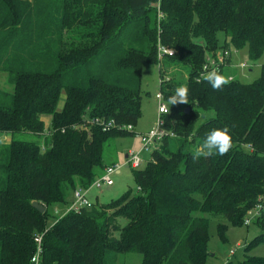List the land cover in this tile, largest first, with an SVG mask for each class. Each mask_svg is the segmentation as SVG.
I'll use <instances>...</instances> for the list:
<instances>
[{"label":"trees","instance_id":"1","mask_svg":"<svg viewBox=\"0 0 264 264\" xmlns=\"http://www.w3.org/2000/svg\"><path fill=\"white\" fill-rule=\"evenodd\" d=\"M157 1L0 0V73L11 86L0 88V136L11 135L0 141V264H34L39 234L41 264H116L126 252L143 264H207L210 216L241 226L259 205L247 249L264 243V64L242 82L229 58L220 74L235 77L220 91L200 78L209 54L247 45L252 61L263 55L264 0H161L164 18ZM160 46L173 54L160 58ZM145 63L159 64L166 101L189 89V104L164 115L176 135L133 168L137 191L48 224L50 206L69 205L104 173L106 144L135 133L123 126L141 116ZM170 69L180 76L166 79ZM225 125L231 150L193 160ZM227 226L218 224L223 238Z\"/></svg>","mask_w":264,"mask_h":264},{"label":"rangeland","instance_id":"2","mask_svg":"<svg viewBox=\"0 0 264 264\" xmlns=\"http://www.w3.org/2000/svg\"><path fill=\"white\" fill-rule=\"evenodd\" d=\"M230 60L234 68H226L230 72H234L242 82H253L261 73L262 65L264 64V53L257 60L252 61L249 57L248 46L242 48H231ZM247 62L249 66L242 67L241 63ZM172 69V68H171ZM170 69L169 78L173 75L180 76V72L172 73ZM186 74L185 72H183ZM162 76L160 67L157 63H145L143 65V81H142V98H141V116L138 123L135 125V133L132 136L118 137L111 140L105 146V161L107 165L117 164L121 172H116L112 175V182L104 184L102 188L93 187L90 191V196L98 204H105L112 198H116L128 190L137 191V184L134 176V169L128 161L126 155L130 150L141 152V155L146 159L141 165V168L146 166L147 160L150 157L151 149L145 150L143 142L138 136L139 133H147L155 127L159 119L158 105L159 101L156 94L161 92L160 83ZM0 88L4 91H11V86L8 83L7 74L0 73ZM50 117H46V125L50 124ZM0 136V141H9L11 135ZM115 162V163H114ZM72 196V194H71ZM71 199V198H70ZM58 210L59 214L55 213ZM66 210V206H50V217L48 224H52L55 219ZM210 239L209 249L210 255L207 264H239V261L251 255L264 256V243L247 249V245L257 234L260 229L253 223L254 216L248 212L246 220L249 217L250 222L241 226H235L227 222L221 216H210ZM226 223L228 226L225 229L223 238L218 231V224ZM116 264H143L142 255L138 252L119 253Z\"/></svg>","mask_w":264,"mask_h":264},{"label":"built area","instance_id":"3","mask_svg":"<svg viewBox=\"0 0 264 264\" xmlns=\"http://www.w3.org/2000/svg\"><path fill=\"white\" fill-rule=\"evenodd\" d=\"M161 0H158L156 3H153L154 6H156L159 9V17L164 18V12L160 9ZM160 58H163L166 54H173V49L168 48L165 46H160L159 48ZM231 50L230 49H224L220 52H217L216 54H209L206 58L205 63L202 67V72L200 75V78L202 77V73L206 71H212L217 70L219 73L222 71V69L226 66L228 59L230 58ZM242 67L249 66L247 62L241 63ZM235 76L230 75L229 79H233ZM166 79H169V77H166ZM156 98L159 101L158 105V113H159V119L155 127L150 129L147 133H139L138 136L141 138L143 142V148L145 150L151 149V152L155 149H158L160 147V141L166 137V136H175L176 134L170 130H168L165 127V118L164 115L170 112V106L167 105V101L165 100L163 92H158L156 94ZM166 106L168 108L167 112H162L160 109L161 107ZM97 123H102L99 119H96ZM116 123L114 121H108L103 123L104 129H109L113 126H115ZM123 128L127 130H134V127L132 125L123 126ZM47 133L49 131L47 130ZM5 137V136H3ZM44 148V146H43ZM128 161L131 164L133 168H139L141 167L144 160H146L142 155L141 152H135L134 150H131L128 153ZM119 165L113 164L109 165L105 168L104 173L98 177L95 182L90 187H84V186H78L74 192H73V199L69 205L66 206V210L64 213L69 212L71 210L80 211L81 209L85 207H90L93 203V200L90 196V191L93 187L96 188H102L104 184L111 183L112 182V175L119 170ZM262 208L261 205H259L256 209L250 211L249 213L252 214L254 217L257 216L260 213V209ZM55 213L59 214V211L56 210ZM62 213V214H64ZM60 214V215H62ZM253 217V218H254ZM250 218L248 217L246 222L249 223ZM34 242L36 243V250L31 258V261L34 264H41V255L43 253V236L41 234L36 235L34 237Z\"/></svg>","mask_w":264,"mask_h":264},{"label":"clouds","instance_id":"4","mask_svg":"<svg viewBox=\"0 0 264 264\" xmlns=\"http://www.w3.org/2000/svg\"><path fill=\"white\" fill-rule=\"evenodd\" d=\"M202 79L208 82L213 90L220 91L223 87L230 83V79L220 74L217 70L206 71L202 73ZM189 89L187 86H180L175 89V94L170 96L167 100V105L189 104L188 100ZM162 112H167L166 106L161 107ZM233 147L232 137L227 125L223 128L213 129L209 132L203 143L198 146L193 154V160L200 157H210L213 155L223 156L227 154Z\"/></svg>","mask_w":264,"mask_h":264},{"label":"water","instance_id":"5","mask_svg":"<svg viewBox=\"0 0 264 264\" xmlns=\"http://www.w3.org/2000/svg\"><path fill=\"white\" fill-rule=\"evenodd\" d=\"M33 204H34V206H35L36 208H38L41 212H45V211H46V206H45V205H43V204H41V203H39V202H34Z\"/></svg>","mask_w":264,"mask_h":264},{"label":"crops","instance_id":"6","mask_svg":"<svg viewBox=\"0 0 264 264\" xmlns=\"http://www.w3.org/2000/svg\"><path fill=\"white\" fill-rule=\"evenodd\" d=\"M232 63V62H231ZM231 68H234V66L232 65L231 66ZM131 151V150H130ZM126 157H128V154L126 155ZM115 163V162H114ZM119 172H121V170L120 171H117V173H119ZM91 198H92V196H91ZM71 199H73V195L71 196ZM93 201H95L94 199H92Z\"/></svg>","mask_w":264,"mask_h":264}]
</instances>
